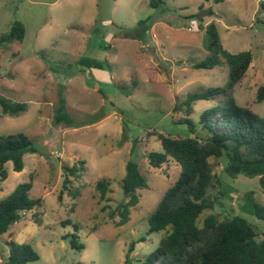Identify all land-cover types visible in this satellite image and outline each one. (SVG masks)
I'll return each instance as SVG.
<instances>
[{
  "label": "rangeland",
  "instance_id": "obj_1",
  "mask_svg": "<svg viewBox=\"0 0 264 264\" xmlns=\"http://www.w3.org/2000/svg\"><path fill=\"white\" fill-rule=\"evenodd\" d=\"M262 2L169 0L151 9L148 0H0V37L17 22L25 29L21 42L0 50V96L28 108L19 117L1 115L0 110V136L23 133L36 150L24 157L22 172L5 166L8 177L0 187V200L32 175L30 197L42 201L36 210L40 222L34 221L33 211L0 236V264L9 255V234L37 253L38 261L29 264H144L164 235H149L148 219L180 174L173 161L160 169L148 165V154L162 152L151 134L190 137L179 123L188 118L197 124L218 98L195 102L186 116L182 104L187 96L228 82L222 59L212 70L191 68L212 57L208 24L214 23L228 53L251 52L252 62L234 97L239 106L264 116V102H256L264 86ZM198 14L201 22L193 17ZM81 60L100 67L88 69L78 65ZM60 99L66 102L69 126L54 122ZM175 106L182 110L175 112ZM197 134L208 136L199 129ZM78 161L85 163L84 172L79 180L71 179L70 191L79 195L63 192L59 200L63 168ZM128 162L138 165L148 189L138 191L129 221L116 228L108 214L124 202L120 182ZM209 163L222 185L208 190L214 208L201 219L208 214L241 216L261 229L245 200L252 192L264 206L258 179L228 178L221 160ZM101 180L110 185L104 200L96 189ZM64 221L69 224L63 226ZM73 234L83 244L82 251L70 247ZM141 238L144 242L134 246L126 263L129 244Z\"/></svg>",
  "mask_w": 264,
  "mask_h": 264
},
{
  "label": "trees",
  "instance_id": "obj_2",
  "mask_svg": "<svg viewBox=\"0 0 264 264\" xmlns=\"http://www.w3.org/2000/svg\"><path fill=\"white\" fill-rule=\"evenodd\" d=\"M169 0H148L151 9H157ZM225 0H213L214 4ZM264 11V2L260 3ZM200 11L203 8L200 7ZM213 16L210 10L205 12ZM202 21L201 16L194 15ZM207 47L212 57L193 64V70H212L220 59L228 67L229 78L223 88H212L201 93L188 95L182 106L186 116L191 113V106L197 101H210L217 97L216 105L204 111L197 124L186 118L180 124L187 127L190 137L172 138L154 133L161 145L162 152H152L147 155L148 165L152 169H160L169 161L175 162L180 168V174L174 184L164 193L154 212L148 219V234L164 233L158 247L146 257L144 264H264V206L253 198V193L245 195L246 207L255 221L262 225L249 222L241 216L221 217L208 214L212 211L214 202L207 192L214 185L221 186V181L213 172L210 159L221 160L224 163L223 172L228 178L243 176L249 179L257 178L259 187L264 191V116H259L249 108L237 104L234 94L236 86L244 78L251 62V52L230 54L225 51L219 41L214 23L206 26ZM25 29L22 24L14 23L8 34L0 37V50L8 45L23 40ZM78 65L88 69L99 68L92 61H79ZM256 102H264V86L256 93ZM1 115L19 117L26 113L25 103H14L0 96ZM182 110L179 106L174 111ZM66 102L60 99L54 122L65 123ZM198 129L208 136L202 139L197 134ZM32 140L23 133L0 136V187L8 177L5 169L11 164L15 173L23 170V159L28 154H35ZM83 161H78L71 167L63 168L62 191L78 196V191H70L71 179L79 180L84 172ZM125 176L120 182L124 202L108 214L116 228L127 224L131 209L139 202L138 191L148 189L145 177L136 163L128 162ZM34 178L19 184L5 199L0 200V236L6 234L10 227L19 222L28 213L35 212L33 219L40 222L36 213L42 205L41 199L30 197ZM109 182L101 180L96 189L100 199L104 200L109 193ZM222 196H224L222 194ZM68 221L62 222L63 226ZM77 231V227H75ZM5 242L9 247V255L4 264H29L38 261L39 257L32 246L19 244L11 239ZM66 238V237H65ZM138 242L129 244L126 255L134 251ZM69 245L76 251L84 249L73 234Z\"/></svg>",
  "mask_w": 264,
  "mask_h": 264
}]
</instances>
